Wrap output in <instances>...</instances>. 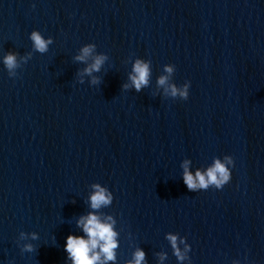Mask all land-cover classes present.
I'll use <instances>...</instances> for the list:
<instances>
[{
  "label": "water",
  "instance_id": "water-1",
  "mask_svg": "<svg viewBox=\"0 0 264 264\" xmlns=\"http://www.w3.org/2000/svg\"><path fill=\"white\" fill-rule=\"evenodd\" d=\"M225 157L227 184L188 190L185 161ZM97 184L112 200L94 210ZM90 212L115 221L107 264H264V0H0V264H72Z\"/></svg>",
  "mask_w": 264,
  "mask_h": 264
},
{
  "label": "clouds",
  "instance_id": "clouds-1",
  "mask_svg": "<svg viewBox=\"0 0 264 264\" xmlns=\"http://www.w3.org/2000/svg\"><path fill=\"white\" fill-rule=\"evenodd\" d=\"M31 40L33 41L34 48L40 52L47 50L48 44H50L51 38L45 39L39 31L34 30L31 33ZM94 51V45H86L82 48L81 54L77 57L78 60H86ZM103 55L95 56L94 62L85 71L89 74L93 71H99L104 60ZM3 63L5 67L12 72L18 67L17 55L14 52H8L3 57ZM166 71L172 72L171 67H167ZM133 73L131 75V81L137 91H140L143 86H147L148 78L150 74L149 64L141 59H137L134 63ZM167 78L161 77L159 84L164 85ZM171 94L176 96L177 94L184 99L188 98V85H185L183 89L178 90L175 86L171 87ZM188 161H185L183 182L187 186L188 190L195 191L198 189H207L210 185L216 188H222L231 179V172L226 164L231 165L233 160L231 157H225L222 161L217 158L213 164L209 166L205 171L196 170L195 174L189 168ZM95 192L90 196V206L92 209H99L102 206L108 205L112 200V195L104 187L100 185H94ZM77 224L82 228L84 235L77 236L69 234L66 237L64 245L65 251L68 253V258L72 261V264H107L108 261H115L116 254L115 249L118 247L117 236L118 233L114 230L115 221L111 216L102 218L95 212H90L87 215L81 216ZM35 238V237H34ZM172 247L177 255L178 259L183 260L185 258L184 253L177 247V236L169 234ZM183 243V240H181ZM27 250L31 251V246H26ZM188 246L185 245V251ZM145 252L142 249H137L133 254V259L128 264H144Z\"/></svg>",
  "mask_w": 264,
  "mask_h": 264
}]
</instances>
